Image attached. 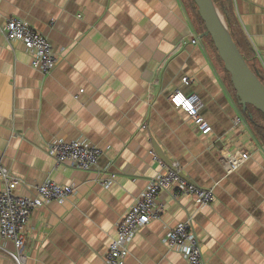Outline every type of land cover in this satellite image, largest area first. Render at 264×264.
I'll list each match as a JSON object with an SVG mask.
<instances>
[{"label": "crops", "instance_id": "crops-1", "mask_svg": "<svg viewBox=\"0 0 264 264\" xmlns=\"http://www.w3.org/2000/svg\"><path fill=\"white\" fill-rule=\"evenodd\" d=\"M232 6L236 36L264 76V0ZM190 9L189 0H0L1 17L26 20L57 57L44 73L21 42L0 34V161L20 180V195L47 178L77 190L32 212L25 264H107L119 218L162 169L152 140L187 179L212 189L213 200L199 205L192 195L161 191L162 212L136 232L124 264H187L163 242L186 220L202 264H264V144L253 137L230 75ZM176 90L197 94L210 134L201 135L172 105ZM81 137L100 149L95 166H56L47 145ZM224 150L250 156L226 172ZM5 247L14 249L11 241ZM0 264H15L2 248Z\"/></svg>", "mask_w": 264, "mask_h": 264}, {"label": "built area", "instance_id": "built-area-1", "mask_svg": "<svg viewBox=\"0 0 264 264\" xmlns=\"http://www.w3.org/2000/svg\"><path fill=\"white\" fill-rule=\"evenodd\" d=\"M0 34L7 42H21L31 55V65L42 72L48 73L56 65L57 57L51 42L26 20L16 16L2 18L0 15ZM198 40V37L192 38L191 42L197 43ZM182 81L185 85L190 83L187 76H184ZM169 98L175 108L185 111L187 119L201 135L212 132L211 125L200 113L201 102L196 93L176 90L170 94ZM241 120L240 116H236L234 123L240 124ZM46 152L54 159L56 166L68 163L73 168L86 171L97 163L100 149L81 137L70 141L54 140L47 145ZM150 152L154 159L161 161L155 149ZM249 156L250 153L247 151L224 150L219 160L226 172H232ZM161 167L162 169L149 180L144 190L119 218L115 236L104 254L107 264H124L129 244L136 232L150 220L159 217L163 205L157 203V197L161 191L168 190L173 197L180 194L192 195L199 205L212 202L213 190L197 186L186 179L177 163L166 165L163 162ZM0 180L3 183L0 190V238L2 240L0 248L8 253L15 264H25L24 232L32 212L51 201L62 204L77 190L74 184H61L47 178L35 185L31 195H20L17 192L20 180L1 161ZM7 241L12 242L13 250H7L5 247ZM163 242L166 247L181 252L187 264H202L200 241L190 220L179 222L171 227Z\"/></svg>", "mask_w": 264, "mask_h": 264}, {"label": "water", "instance_id": "water-1", "mask_svg": "<svg viewBox=\"0 0 264 264\" xmlns=\"http://www.w3.org/2000/svg\"><path fill=\"white\" fill-rule=\"evenodd\" d=\"M193 1L204 22L205 31L202 36H210L225 70L230 75L239 103L244 108L250 104L264 114V84L248 66L233 43L223 15L212 0ZM152 145L158 156L171 165L158 143L152 140Z\"/></svg>", "mask_w": 264, "mask_h": 264}, {"label": "trees", "instance_id": "trees-1", "mask_svg": "<svg viewBox=\"0 0 264 264\" xmlns=\"http://www.w3.org/2000/svg\"><path fill=\"white\" fill-rule=\"evenodd\" d=\"M212 1L215 7L223 15L226 25L228 27L229 35L233 43L237 47L238 51L240 52L241 56L243 57L245 62L248 64V66L252 69V71L256 74V76L260 79V81L264 84V76L262 75L259 68H257L256 65H254V63L249 60V58H247L248 56L245 50L243 49V47L241 46V42L238 40L236 36L235 30H234V24H233V20L235 18H234V15L232 14L233 12L232 0H212ZM189 3H190V8H191L190 13L193 18V22L197 26L199 33L203 34V32L205 31V26H204L203 20L201 19L198 13V8L193 0H189ZM205 38L208 39L213 50L215 51L216 55L219 58V55L213 45V42L210 36H205ZM227 74L229 75L228 72ZM236 99L238 101L237 97ZM238 105L242 111L243 116L246 118L249 124L253 137L256 140H258L259 143L264 144V114L260 110H258L256 107L250 104H247L246 107L244 108L238 101Z\"/></svg>", "mask_w": 264, "mask_h": 264}]
</instances>
